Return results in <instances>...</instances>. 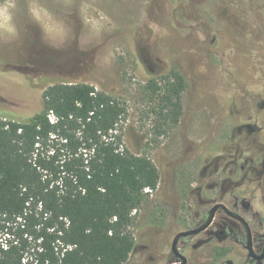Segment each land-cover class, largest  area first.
I'll return each instance as SVG.
<instances>
[{
    "label": "rangeland",
    "instance_id": "374dc122",
    "mask_svg": "<svg viewBox=\"0 0 264 264\" xmlns=\"http://www.w3.org/2000/svg\"><path fill=\"white\" fill-rule=\"evenodd\" d=\"M171 69L187 80L184 113L158 135L159 101L145 87ZM61 82L118 99L124 147L159 170L158 189L133 214L127 264L174 260L175 234L218 202L261 221L264 0H3L0 118L30 119L44 90Z\"/></svg>",
    "mask_w": 264,
    "mask_h": 264
},
{
    "label": "trees",
    "instance_id": "16d2710c",
    "mask_svg": "<svg viewBox=\"0 0 264 264\" xmlns=\"http://www.w3.org/2000/svg\"><path fill=\"white\" fill-rule=\"evenodd\" d=\"M187 87L176 69L147 82L158 135L180 123ZM42 102L25 121L0 118V264H127L133 214L158 189L157 166L124 147L115 97L61 82Z\"/></svg>",
    "mask_w": 264,
    "mask_h": 264
},
{
    "label": "flooded vegetation",
    "instance_id": "af4514ba",
    "mask_svg": "<svg viewBox=\"0 0 264 264\" xmlns=\"http://www.w3.org/2000/svg\"><path fill=\"white\" fill-rule=\"evenodd\" d=\"M242 186L244 190H247L246 183ZM250 190L255 191L253 186L250 187ZM231 197L232 195L230 196V198ZM239 200L240 197H236L235 201L237 204L239 203ZM219 203L223 202H218L216 204ZM223 204L226 205L229 210L240 215L247 221L252 232L253 250L256 256H260L264 250V215H261V221L257 220L256 218L254 220H248L236 209H231L229 202ZM212 207L206 212L205 215H200L199 210L195 211L196 213L191 210L192 215H200V217L195 218L196 221L192 225L186 226L183 229V232L192 231L199 228L206 221ZM177 234H175V236ZM203 234L204 237L202 239H198V237L202 236ZM175 236L173 237V239L175 238ZM182 241L183 250L180 248V243ZM207 246L212 249L211 256L208 258H203L200 254ZM179 250L181 254L186 257V264H264V259L258 260L255 257L251 256L248 249V235L242 223L228 216L223 210H220L216 213L212 224L205 231L196 235L183 237L179 242ZM171 253L174 256V260H170L168 262L160 263L161 261L159 260L148 258L144 262L137 261L136 264H174L176 263L177 258L172 252V243ZM231 254L232 256H234V258L230 256ZM237 254H239L240 258L237 257Z\"/></svg>",
    "mask_w": 264,
    "mask_h": 264
},
{
    "label": "water",
    "instance_id": "95a60500",
    "mask_svg": "<svg viewBox=\"0 0 264 264\" xmlns=\"http://www.w3.org/2000/svg\"><path fill=\"white\" fill-rule=\"evenodd\" d=\"M220 210H223L228 216H230V217L238 220L240 223H242V225L245 227L247 235H248V249L250 251L251 256L255 257L258 260L264 259V250L260 256L255 255V252H254L253 246H252V232H251L250 226L247 223V221L243 217H241L240 215L229 210L227 208V206L224 205L223 203H219V204H216L212 207V209L210 210V212L208 214L206 221L199 228L192 230V231H186V232L182 231L175 236V238L173 239V242H172V252L175 255V257L177 258V261L174 264H186V262H187L186 257H184L183 254H181V252L179 250L180 240L185 236L196 235V234H199V233L205 231L212 224V222L216 216V213Z\"/></svg>",
    "mask_w": 264,
    "mask_h": 264
}]
</instances>
